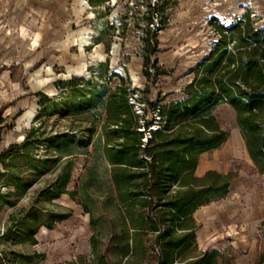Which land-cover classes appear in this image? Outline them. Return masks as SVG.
Masks as SVG:
<instances>
[{
    "label": "trees",
    "instance_id": "1",
    "mask_svg": "<svg viewBox=\"0 0 264 264\" xmlns=\"http://www.w3.org/2000/svg\"><path fill=\"white\" fill-rule=\"evenodd\" d=\"M166 10V1L158 2L148 23L156 26L155 14L163 18ZM211 25L216 40L190 70L183 96L149 101L144 116L131 102L125 75L113 89L111 77L103 81V63L95 77L58 80L59 99L37 93L36 123L23 141L0 151V264H43L44 253L15 247L36 246L42 228L52 230L73 215L57 202L63 195L90 215L92 230L91 255L80 254L72 264L237 263L230 250L200 248L195 213L227 198L238 174L210 169L198 176L196 169L205 152L231 136L216 114L228 104L264 174V26L249 13L230 23L214 17ZM161 29L148 28L143 37L149 85L170 74L154 59ZM256 264H264V250Z\"/></svg>",
    "mask_w": 264,
    "mask_h": 264
},
{
    "label": "rangeland",
    "instance_id": "2",
    "mask_svg": "<svg viewBox=\"0 0 264 264\" xmlns=\"http://www.w3.org/2000/svg\"><path fill=\"white\" fill-rule=\"evenodd\" d=\"M160 1L110 0L93 6L90 0H0V151L23 141L36 123L39 91L61 97L56 84L60 79L91 78L103 63V81L111 77L108 85L113 89L124 74L134 90L131 102L144 116L149 101L183 96L193 77L190 70L209 54L216 40L211 19L230 23L249 13L257 26H264V0H165L167 10L163 18L155 14L153 26L148 18ZM157 25L163 29L154 59L170 74L149 85L143 74V37ZM104 29V42L98 43ZM82 39L90 41L83 51ZM78 68L84 69L83 75L74 71ZM30 112L29 124L20 125L19 117ZM216 114L231 136L220 149L202 156L201 168L238 176L229 198L197 219L198 239L201 249L230 250L237 255L236 264H256L264 250V174L249 156L233 108L221 105ZM60 123L69 122L60 119ZM57 202L72 209L73 215L52 230L42 228L36 246L15 249L44 253L43 264H72L80 254L91 255L90 215L68 195Z\"/></svg>",
    "mask_w": 264,
    "mask_h": 264
},
{
    "label": "crops",
    "instance_id": "3",
    "mask_svg": "<svg viewBox=\"0 0 264 264\" xmlns=\"http://www.w3.org/2000/svg\"><path fill=\"white\" fill-rule=\"evenodd\" d=\"M209 152V151H208ZM207 152H205L204 154H206ZM203 154V155H204ZM202 155V156H203ZM202 158V157H201ZM210 169H215L214 167H209V168H205V169H203V168H201V159H200V162H199V165H198V167H197V169H196V175H198V176H202L206 171H208V170H210ZM215 170H217V169H215ZM220 172H222V171H220ZM222 173H227V172H222ZM234 184H235V182L232 184V186H231V192H230V194L228 195V197L227 198H229V196L231 195V193H233V187H234ZM227 198H225V199H222V200H220V201H223V200H226ZM220 201H215V202H212L211 204H208V205H204V206H202L201 208H199L197 211H196V213H195V218H196V220L200 217V215L201 214H203L204 212L206 213L207 212V210H209V208H211V207H213V206H215L217 203H219ZM211 210V209H210ZM264 220V219H263ZM263 222V221H262ZM197 237L199 238V230L197 231ZM198 242H199V245H200V239H198ZM202 246V245H201ZM201 246H200V248H201Z\"/></svg>",
    "mask_w": 264,
    "mask_h": 264
},
{
    "label": "bare ground",
    "instance_id": "4",
    "mask_svg": "<svg viewBox=\"0 0 264 264\" xmlns=\"http://www.w3.org/2000/svg\"><path fill=\"white\" fill-rule=\"evenodd\" d=\"M88 44H90V41L88 39H82V43H81L82 51L84 50L83 47H85ZM74 71L79 75H83L84 69L78 68V69H74ZM32 118H33V114L31 112L26 113V114L19 117V123H20V125H27V124H29V122ZM44 229H46V228H44Z\"/></svg>",
    "mask_w": 264,
    "mask_h": 264
}]
</instances>
